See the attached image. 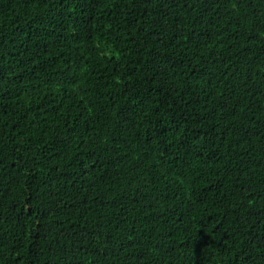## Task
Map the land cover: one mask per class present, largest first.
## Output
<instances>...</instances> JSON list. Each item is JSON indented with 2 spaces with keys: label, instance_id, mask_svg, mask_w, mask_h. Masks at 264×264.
<instances>
[{
  "label": "trees",
  "instance_id": "trees-1",
  "mask_svg": "<svg viewBox=\"0 0 264 264\" xmlns=\"http://www.w3.org/2000/svg\"><path fill=\"white\" fill-rule=\"evenodd\" d=\"M0 264H264V0H0Z\"/></svg>",
  "mask_w": 264,
  "mask_h": 264
}]
</instances>
